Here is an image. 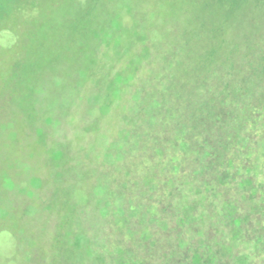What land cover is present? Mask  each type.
<instances>
[{
	"label": "rangeland",
	"instance_id": "obj_1",
	"mask_svg": "<svg viewBox=\"0 0 264 264\" xmlns=\"http://www.w3.org/2000/svg\"><path fill=\"white\" fill-rule=\"evenodd\" d=\"M25 1L0 0V264H118L117 164L104 175L133 149L137 133L117 135L140 112L138 91L163 92L160 118H185L186 86L264 41V0H45L54 12L33 36ZM93 9L117 12L93 28L126 69L102 88L89 83L104 60L83 56Z\"/></svg>",
	"mask_w": 264,
	"mask_h": 264
},
{
	"label": "trees",
	"instance_id": "obj_2",
	"mask_svg": "<svg viewBox=\"0 0 264 264\" xmlns=\"http://www.w3.org/2000/svg\"><path fill=\"white\" fill-rule=\"evenodd\" d=\"M53 12L45 0L25 1L30 36ZM87 17L85 63L92 67L100 58L106 70L89 84L110 86L112 74L126 69L121 57L106 56L110 42L93 27L116 25L117 12L102 19L93 9ZM111 27L106 31L113 35ZM254 46L219 64L222 71L200 77L198 89L185 87L192 108L183 119L176 112L159 117L165 96L156 87L138 91L140 115L120 124L117 135L118 142L125 127L137 133L133 149L109 163L104 175L111 178L117 164L118 264H264V41ZM148 93L152 105L144 108L140 100Z\"/></svg>",
	"mask_w": 264,
	"mask_h": 264
}]
</instances>
